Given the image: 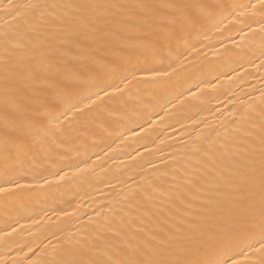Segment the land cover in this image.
<instances>
[{
    "label": "bare ground",
    "instance_id": "1",
    "mask_svg": "<svg viewBox=\"0 0 264 264\" xmlns=\"http://www.w3.org/2000/svg\"><path fill=\"white\" fill-rule=\"evenodd\" d=\"M27 2L13 0L14 4ZM96 2L123 6L125 11L147 3L165 14L171 10L160 6L177 0ZM187 2L210 6L211 16L195 31L178 32V39L170 44L157 32H149L151 43L138 48H123L119 40L109 37L92 45L98 63L70 61L79 79L41 73L46 83L40 96L52 113L43 118L49 128L50 152L36 175L26 163H0V186L10 189L0 193V264H50L69 241L110 235L100 226L133 193L147 212V216L141 212L145 233L159 238H163L159 229L186 235L195 226L214 223L210 217L218 208L233 213L252 204L258 208V181L248 187L243 177L246 162L258 161L264 137V13L246 7L256 0ZM111 12L113 20L119 19L120 8ZM48 19L43 28L34 29L41 23L38 19L12 21L0 11V32L23 44L14 50L16 93L8 95L2 65L10 45L0 46V124L6 100L13 110L15 95L35 94L28 73L36 70L41 51L51 54L44 63L57 62V43L50 41V47L42 49L39 40L75 24L67 17L63 22ZM178 52L186 71L165 84L141 79L153 68L167 67ZM36 107L35 103L26 107L20 119L31 116ZM209 156L216 161L214 171ZM229 158L238 166L230 164ZM58 172L67 175L59 179ZM140 239L145 241L147 236L140 234ZM232 255L239 264H251L239 248Z\"/></svg>",
    "mask_w": 264,
    "mask_h": 264
},
{
    "label": "snow or ice",
    "instance_id": "2",
    "mask_svg": "<svg viewBox=\"0 0 264 264\" xmlns=\"http://www.w3.org/2000/svg\"><path fill=\"white\" fill-rule=\"evenodd\" d=\"M160 7L171 11L158 14L154 6L147 3L134 5L133 10L125 11L123 6L98 3L96 0H80L78 3L28 0L21 4L7 0L5 7L4 0H0V11L6 12L12 21L23 20L27 23L29 18L38 19L41 23L34 25V29L43 28L49 22L48 18L63 22L67 17L75 22L70 30L54 32L47 39L39 40L38 46L42 49L50 47V41H55L59 56L56 63H44L45 60H51V54L41 51L36 70L28 73L35 94L27 97L15 95L11 100L13 110H9V101L6 100L3 121L0 124V163L5 166L10 162L26 163L29 171L36 175L49 155V128L43 118L51 116L52 113L49 103L40 96L43 91L41 85L46 83V77L41 73H64L69 79H79L78 73L69 67V63L84 59L98 63L92 55L95 51L92 45H100L111 37L119 40L123 48L145 47L151 43L147 39L149 32L163 33L170 44L178 39V32L195 31L211 16L210 6L187 0H177ZM246 7L253 11L258 7L264 13V0H256V3H250ZM115 8L121 9L117 20L112 19L111 9ZM57 10H60L59 14ZM113 24L115 30L112 28ZM261 31H264V26H261ZM40 35L44 33L41 32ZM5 45H10L5 48L8 58L4 59L2 65L5 92L8 95L16 93L13 81L17 64L13 62V57L14 50L22 48L23 44L19 41L13 43L8 33L0 32V46ZM180 55L178 52L174 59L169 60L167 67L161 65L153 68L141 76V79L145 82L154 80L160 84L167 83L173 75L187 70ZM132 76L136 78L135 73ZM61 94L58 91L57 97ZM104 94L108 93L105 91ZM96 96L99 98V93ZM87 99L91 101V96ZM33 103L37 105L34 113L20 119L26 107ZM72 107L82 110L80 105ZM53 119L59 120V116H54ZM208 160L212 165L211 170L214 171L216 161L211 156ZM228 162L238 166L231 158ZM246 163L247 175L243 180L248 187L254 186L258 181V208L252 204L235 213L218 208L216 215L210 217L214 223L195 226V231L186 235H173L159 229L163 233V238H159L155 233H145L141 198L133 193L126 198L127 202L123 206L115 210L106 225L100 226L101 232L106 229L110 235L101 234L94 238L69 241L67 247L56 252L50 264H239L232 255L236 248L240 249V254L251 264H264V137L260 139L258 161L253 158ZM56 175L59 179H64L67 173L60 175L58 172ZM44 182L49 183L46 179ZM15 187L20 188L22 185L16 184ZM9 190L0 186V193ZM143 199L150 200L151 197L144 196ZM143 216H147L146 211H143ZM140 234L146 235L147 240L142 241ZM100 256L104 259H100Z\"/></svg>",
    "mask_w": 264,
    "mask_h": 264
}]
</instances>
